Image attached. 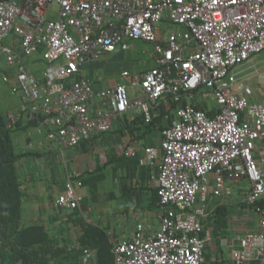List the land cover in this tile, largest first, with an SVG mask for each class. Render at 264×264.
Returning <instances> with one entry per match:
<instances>
[{"label": "built area", "instance_id": "2783aa9c", "mask_svg": "<svg viewBox=\"0 0 264 264\" xmlns=\"http://www.w3.org/2000/svg\"><path fill=\"white\" fill-rule=\"evenodd\" d=\"M130 39L154 44L155 65L142 74L123 71L128 84L95 89L83 66ZM0 51L3 81L20 99L5 117L9 126L33 122L28 148L38 135L77 147L125 113L150 123L161 103H178L161 144L144 147L141 157L158 171L160 226L150 231L138 219L133 236L114 247L116 264H209L208 196L231 197L240 182L247 184L245 210L226 217L236 232L232 261L264 264V100L251 81L263 76L264 0H2ZM36 54L45 61L40 76L31 65ZM200 92L216 100L213 113L191 101ZM135 152L124 142L115 147L117 156ZM82 187L68 174L56 205L81 207ZM81 262L97 264L94 249L84 248Z\"/></svg>", "mask_w": 264, "mask_h": 264}, {"label": "crops", "instance_id": "0c3cea01", "mask_svg": "<svg viewBox=\"0 0 264 264\" xmlns=\"http://www.w3.org/2000/svg\"><path fill=\"white\" fill-rule=\"evenodd\" d=\"M52 6L55 10L57 9L56 3ZM53 15L57 16V13L55 12ZM0 59L2 60L0 62L2 74L6 62L1 51ZM155 59L154 50L151 65L136 74H142L152 68L155 65ZM257 59L260 61V65L263 59L261 57ZM31 65L35 73L40 76L45 66L41 54L32 57ZM83 73L93 79L94 87L97 90L114 86L120 82L129 83L122 76L121 79L108 86L96 75L85 71L84 66ZM128 87L132 89V94H142L143 92L141 87L140 92H135L136 87L130 85ZM18 100L20 104L19 96ZM161 104L165 106L163 103ZM161 104L159 106H162ZM195 104H200V102L196 101ZM216 107L217 105L209 111L214 112ZM165 109L171 110L172 104L169 107L165 106ZM176 110L177 108L172 111L174 113L172 118L176 116ZM158 111L160 112V109ZM137 116L138 114L132 112L125 113L115 121L109 132L85 141L77 147L60 148L57 145H52L43 136L38 135L35 147L28 148V129L22 131V135L14 139L17 150L19 152H31V154L22 156L17 162L22 190L24 223L26 225L44 224L53 237L59 241L68 242L71 248L77 245V240L82 234L81 219L102 226L110 235L114 245L122 239L133 236L138 219L150 225V231L157 230L160 226V205L154 209L149 208V206L153 205L154 198L158 197L153 183L154 176L158 175V171L142 164L141 157L144 147L161 144L162 129L171 120L165 121L163 125L154 124L152 127L149 125L148 128L146 123L141 125L138 120L134 121ZM23 120L25 119L23 118ZM120 142L134 147L135 154L117 156L115 147ZM98 166L101 169L97 174L102 177L97 182L95 191L92 190L91 186L83 183L81 190L84 198L81 207L71 209L56 205L58 196L64 191L68 174L80 179L81 175L97 170ZM215 198L208 200L206 204L208 216L202 217L205 229L211 231L212 240L216 239L217 242L215 252L208 253L210 254V258H207L208 263L220 264L225 262V264H233L232 254L230 252V255L227 256L226 250L232 251V240L236 235L232 238L223 236L222 230H219V227L212 223L211 219L208 220L211 215L209 208L212 212L217 208V204H211ZM242 207L245 208L243 205ZM229 208L228 206V210ZM58 262L61 264H79L81 258L66 256Z\"/></svg>", "mask_w": 264, "mask_h": 264}, {"label": "trees", "instance_id": "16d2710c", "mask_svg": "<svg viewBox=\"0 0 264 264\" xmlns=\"http://www.w3.org/2000/svg\"><path fill=\"white\" fill-rule=\"evenodd\" d=\"M18 1L23 2L24 0ZM177 105L178 103L172 102L171 110H166L163 105L159 106V114L150 123L146 122L144 115H138L134 121L138 120L141 125L146 123L148 128L149 125L150 127L154 124L163 125L165 121L171 120L174 114L172 111L177 108ZM197 106L206 109L203 104H197ZM32 124V121L20 119L14 126H9L5 115L0 111V264H53L66 256L81 258L84 248L95 249L97 264H116L115 245L102 226L81 219L82 234L77 240V245L71 248L68 242L59 241L53 237L44 224L26 225L24 223L17 162L22 156L31 154V152H19L14 137L18 132L27 130ZM100 169L98 166L97 170L83 174L79 178L95 191L97 182L102 177L97 174ZM259 204H264V199ZM159 205V197H155L153 205L149 208L154 209ZM227 212L228 206L219 202L214 210L215 216L210 215L209 218L211 220L218 219V217L225 219ZM207 258H210L208 253ZM220 264H225V262Z\"/></svg>", "mask_w": 264, "mask_h": 264}, {"label": "rangeland", "instance_id": "374dc122", "mask_svg": "<svg viewBox=\"0 0 264 264\" xmlns=\"http://www.w3.org/2000/svg\"><path fill=\"white\" fill-rule=\"evenodd\" d=\"M165 28V25H163ZM125 46L118 47L114 52L102 56L98 59L90 60L84 65V70L90 74L96 75L99 80H101L105 85H112L114 81L122 78V72L128 70L134 74L140 70H144L151 65L153 55H154V44L143 39H130L127 40ZM2 60L0 59V62ZM260 69L263 71V76H255L252 78V84L256 91V94L261 99H264V61L260 63ZM129 87V91L131 92ZM135 92H140V86H136ZM191 101L196 103L199 101L200 104L206 106V109L211 110L217 105L214 97L207 93H197L195 98H191ZM19 100L18 95L14 93L10 85L3 81L2 74L0 72V111L6 116L9 110L16 111L18 109ZM22 132H18L14 139L21 136ZM247 184L245 182H240L234 185V195L230 198H215L212 194H209L208 199L215 198L211 201L212 205H216L219 202L228 205L230 208L228 214L230 213H242L243 209L240 200L242 198V192L245 190ZM122 207V204H120ZM211 215H214V212ZM227 214V215H228ZM253 217L256 215L253 213ZM215 216V215H214ZM227 217V216H226ZM225 219L212 220L218 229L222 230L223 236H228L230 238L236 235L235 230L230 226ZM210 220V218L208 219ZM217 246L216 239L211 240L208 246L207 253L215 252ZM230 249L226 250V255H230ZM53 264H61L60 262Z\"/></svg>", "mask_w": 264, "mask_h": 264}]
</instances>
